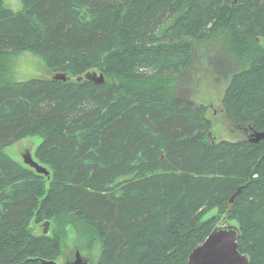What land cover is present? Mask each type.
<instances>
[{
	"label": "trees",
	"instance_id": "obj_1",
	"mask_svg": "<svg viewBox=\"0 0 264 264\" xmlns=\"http://www.w3.org/2000/svg\"><path fill=\"white\" fill-rule=\"evenodd\" d=\"M19 1L0 0V264L55 261L59 233L31 229L46 220L80 228L87 249L92 228L95 264H186L221 216L264 264V138L214 141L184 95L204 58L228 77L226 117L264 132V0ZM23 50L52 76L6 80ZM88 71L104 81L76 80ZM33 135L48 180L2 152Z\"/></svg>",
	"mask_w": 264,
	"mask_h": 264
},
{
	"label": "rangeland",
	"instance_id": "obj_2",
	"mask_svg": "<svg viewBox=\"0 0 264 264\" xmlns=\"http://www.w3.org/2000/svg\"><path fill=\"white\" fill-rule=\"evenodd\" d=\"M2 5L15 12L20 11L23 8L19 0H2ZM4 61L6 67L3 72L6 80L23 81L29 78L52 76L43 60L28 50L9 54L4 58ZM191 69V72L188 73L189 85L187 86L190 88V91L189 94L185 93L184 95L193 100L196 107H203V114L209 118L211 122V130L213 133L210 135V138H215L214 141H218L221 139L230 140L248 137L250 131L243 129L240 126H235L226 117L223 111L221 96L228 83V77L226 74H220L219 71L214 68L212 69L210 63L204 61V58L201 57L194 60ZM181 90L183 92L185 87L181 88ZM184 95L182 94L183 97ZM207 139H209V137ZM41 140L42 137L40 135L28 136L10 146L2 148V152L22 166L33 169L24 162V155L29 153L31 158L37 161L34 153ZM216 212V209L207 212L203 216V219H207ZM51 222L46 220L37 224L31 223V229L33 234L45 235H52L54 228L56 229L55 231L59 233L61 238L59 253L55 259L58 264H70L76 259V256L81 257L89 264H95L97 262L101 249V242L99 236L94 230H92V228L88 227L87 233L94 241L92 247L87 249L85 247L86 240L79 236L80 228L73 226L68 221L67 223H59L58 226H55V224ZM219 223L236 226L235 221H225L224 216H221Z\"/></svg>",
	"mask_w": 264,
	"mask_h": 264
},
{
	"label": "water",
	"instance_id": "obj_3",
	"mask_svg": "<svg viewBox=\"0 0 264 264\" xmlns=\"http://www.w3.org/2000/svg\"><path fill=\"white\" fill-rule=\"evenodd\" d=\"M54 79L66 81L69 79L64 73L53 74ZM82 78L91 80L94 83H102L104 77L96 71H88L83 76L77 77L80 81ZM264 138V132L252 131L249 133V142L257 143ZM24 162L34 169L35 172L50 178V173L47 168L37 161L33 160L30 154L24 155ZM232 194L228 201L230 207L234 196ZM47 223V222H46ZM239 237V229L232 224H224L215 226L206 236V238L197 246H195L188 254L186 264H249L246 254L238 250L237 239ZM41 264H58L53 260L37 259ZM70 264H89L81 257L76 256V259Z\"/></svg>",
	"mask_w": 264,
	"mask_h": 264
},
{
	"label": "bare ground",
	"instance_id": "obj_4",
	"mask_svg": "<svg viewBox=\"0 0 264 264\" xmlns=\"http://www.w3.org/2000/svg\"><path fill=\"white\" fill-rule=\"evenodd\" d=\"M206 238V237H205ZM245 254V253H244ZM247 255V254H246ZM248 257V256H247Z\"/></svg>",
	"mask_w": 264,
	"mask_h": 264
}]
</instances>
